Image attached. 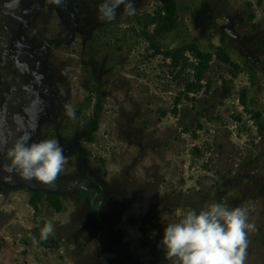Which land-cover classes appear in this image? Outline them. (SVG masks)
<instances>
[{
	"label": "rangeland",
	"instance_id": "obj_1",
	"mask_svg": "<svg viewBox=\"0 0 264 264\" xmlns=\"http://www.w3.org/2000/svg\"><path fill=\"white\" fill-rule=\"evenodd\" d=\"M166 2L131 0L134 14L121 4L101 20L104 0H0V264H170L158 247L167 224L213 203L250 207L246 264H264V130L241 102L247 89L264 123V0H176L178 25L159 31ZM194 42L213 60L191 100ZM176 48L178 63L166 55ZM22 136L64 147L54 184L9 170Z\"/></svg>",
	"mask_w": 264,
	"mask_h": 264
},
{
	"label": "clouds",
	"instance_id": "obj_2",
	"mask_svg": "<svg viewBox=\"0 0 264 264\" xmlns=\"http://www.w3.org/2000/svg\"><path fill=\"white\" fill-rule=\"evenodd\" d=\"M50 3L60 5L62 0ZM121 4L127 14H134L131 0H104L98 18L113 19ZM64 108V114L75 119L74 107L65 104ZM29 139L22 136L9 149V170L25 180L54 184L66 164L64 147L56 139L38 143H29ZM249 216L250 207L229 209L220 203L199 213L189 211L178 222L167 224L158 247L165 251L170 264H246L248 236L255 231ZM53 231V224L46 223L40 232L41 240H47Z\"/></svg>",
	"mask_w": 264,
	"mask_h": 264
},
{
	"label": "trees",
	"instance_id": "obj_3",
	"mask_svg": "<svg viewBox=\"0 0 264 264\" xmlns=\"http://www.w3.org/2000/svg\"><path fill=\"white\" fill-rule=\"evenodd\" d=\"M165 4V15L163 17V22L159 26L158 30H169L173 29L178 25L179 20V7L176 2V0H166ZM153 23H156L157 19L152 18ZM147 35V34H146ZM150 38V37H149ZM190 50L193 52L195 57L199 60V64L197 67V73H196V80L189 83L186 90V97L195 100V98L191 97L190 94L194 92L201 91L203 89V81L205 79V72L209 68L210 63L213 60V54L211 52H207L202 50L196 42L189 45ZM183 51V48H176L175 50L166 52V55L168 57H172L175 60V63H178V61L181 58V53ZM218 54L225 59L227 62H232L230 57L227 55L224 48L219 47L218 48ZM233 63V62H232ZM241 102L245 106V108L253 114V117L255 118L256 122L258 123L261 130H264V123L262 121L263 112L259 109L251 108L249 105V97H248V90L245 89L241 94ZM176 104L179 105V99L176 101ZM104 105L99 99L95 105L93 110V115L90 118V124L88 126V133H87V139L89 141H92L94 139L95 132L99 129L100 126V119L102 117ZM84 191V190H83ZM83 191H78L79 195H85L86 191L83 193ZM42 196V191L40 189H37L35 191V195L32 198V202L36 204ZM48 200L53 203V205L58 209H62V201L61 198L57 194L49 193L48 194Z\"/></svg>",
	"mask_w": 264,
	"mask_h": 264
},
{
	"label": "flooded vegetation",
	"instance_id": "obj_4",
	"mask_svg": "<svg viewBox=\"0 0 264 264\" xmlns=\"http://www.w3.org/2000/svg\"><path fill=\"white\" fill-rule=\"evenodd\" d=\"M50 1V0H49ZM79 180V179H78ZM80 181H84L83 179L82 180H80ZM85 182V181H84ZM86 184V186H88V185H90V186H92V188H88V194L90 193V192H92V190H95V192H99L100 191V188L98 187V186H96L95 184L96 183H93V182H91V181H88L87 183H85ZM77 185V184H76ZM22 186H29V182H27V183H24ZM78 186V185H77ZM77 186H72L71 188L72 189H76V193L78 194V191H83V190H85L84 188H77ZM37 190V189H36ZM36 190H34V191H36ZM41 190V189H40ZM50 193H53V194H57L59 197H60V195L57 193V192H54V191H51ZM79 195V194H78ZM79 196H83V195H79ZM87 196H85L84 198H86ZM102 197H104V196H102ZM102 197H99V198H102ZM99 200V199H98ZM102 201L103 200H100V202L98 203V202H95V203H98V205L97 204H94L95 205V207L96 208H99L100 207V204L102 203ZM99 206V207H98ZM95 208V209H96ZM97 210V209H96ZM98 211V210H97ZM127 239L128 240H131V241H133L135 238L134 237H132V236H127ZM128 250H132V248L131 247H127L126 248V250L123 252V253H125V254H127V253H129V251ZM120 253L119 255H121V254H123V253ZM116 259L117 258H114L109 264H115V262H116ZM121 264H126V262L125 261H123Z\"/></svg>",
	"mask_w": 264,
	"mask_h": 264
}]
</instances>
